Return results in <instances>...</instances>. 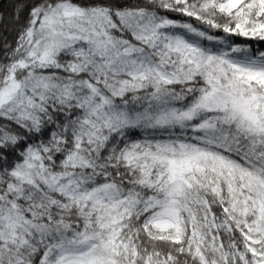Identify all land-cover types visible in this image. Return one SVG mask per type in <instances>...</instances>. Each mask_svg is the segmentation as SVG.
<instances>
[{
  "label": "snow or ice",
  "instance_id": "snow-or-ice-1",
  "mask_svg": "<svg viewBox=\"0 0 264 264\" xmlns=\"http://www.w3.org/2000/svg\"><path fill=\"white\" fill-rule=\"evenodd\" d=\"M0 264H264V0H0Z\"/></svg>",
  "mask_w": 264,
  "mask_h": 264
}]
</instances>
